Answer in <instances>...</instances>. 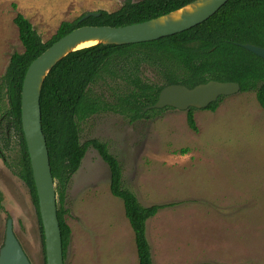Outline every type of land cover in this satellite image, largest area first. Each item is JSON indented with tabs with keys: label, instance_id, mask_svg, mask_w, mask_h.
<instances>
[{
	"label": "rangeland",
	"instance_id": "rangeland-1",
	"mask_svg": "<svg viewBox=\"0 0 264 264\" xmlns=\"http://www.w3.org/2000/svg\"><path fill=\"white\" fill-rule=\"evenodd\" d=\"M124 1L0 0V80L11 55L23 52L16 14L45 43L62 22L115 12ZM141 72L146 81L159 84L154 70ZM112 84L118 92L129 89L119 79L104 78L90 87L91 96L112 104ZM193 115L197 133L189 130L186 112L174 109L134 123L100 112L79 123V143H104L120 164L124 186L143 207L176 204L147 222L153 264H264V112L254 93H238L224 97L215 112L195 110ZM181 149L188 153L178 155ZM3 152L0 247L10 218L32 264H43L36 211L16 174L15 138ZM63 207L71 230L64 264H137L123 204L111 195L108 167L91 147L66 187ZM157 224L165 227L160 238Z\"/></svg>",
	"mask_w": 264,
	"mask_h": 264
},
{
	"label": "trees",
	"instance_id": "trees-1",
	"mask_svg": "<svg viewBox=\"0 0 264 264\" xmlns=\"http://www.w3.org/2000/svg\"><path fill=\"white\" fill-rule=\"evenodd\" d=\"M195 0H125L115 12L99 11L97 18H80L62 22L47 42H42L31 23L16 14L13 23L18 30L22 53H13L0 82V157L8 150L11 139L18 146L16 174L28 190L35 208L44 249L43 230L38 211V199L32 178L29 156L21 126V89L29 65L53 43L75 29L84 26L125 27L143 23L173 11ZM250 44L264 48V0H230L204 23L177 35L157 41L124 45L94 46L69 54L57 63L45 79L40 109L42 130L49 154L52 177L57 195V217L61 231L63 257L70 241L71 230L64 221L66 187L78 171L87 150L93 148L109 170V190L121 200L124 215L133 232L137 264H153L147 240V222L159 211L176 204L143 207L134 192L122 181L118 160L107 146L97 140L79 143V123L100 112H113L129 119L130 123L156 118L172 108L150 110L160 91L169 85L192 89L210 81L232 82L240 93H254L264 112V60L245 50ZM149 67L158 76L159 84L143 78L142 70ZM107 78L119 79L128 86L118 92L116 84L113 102L92 97L90 87ZM223 98L205 110L215 112ZM146 110V111H145ZM186 111V124L194 133L198 129L193 112ZM188 149H181L184 156ZM3 194L0 190V211ZM45 264V257H44Z\"/></svg>",
	"mask_w": 264,
	"mask_h": 264
},
{
	"label": "water",
	"instance_id": "water-1",
	"mask_svg": "<svg viewBox=\"0 0 264 264\" xmlns=\"http://www.w3.org/2000/svg\"><path fill=\"white\" fill-rule=\"evenodd\" d=\"M230 0H195L167 15L125 27L84 26L53 43L28 67L21 89V126L29 156L38 199V211L44 237L45 264H64L61 231L57 217V195L52 177L46 140L42 130L40 95L43 83L53 67L69 54L94 46H124L157 41L188 31L211 18ZM87 13L81 19L97 18ZM242 47L264 60V48L250 44ZM240 93L237 83L210 81L192 89L182 85L164 87L150 110L172 108L186 112L205 110L219 98ZM0 264H31L6 221L0 249Z\"/></svg>",
	"mask_w": 264,
	"mask_h": 264
},
{
	"label": "flooded vegetation",
	"instance_id": "flooded-vegetation-1",
	"mask_svg": "<svg viewBox=\"0 0 264 264\" xmlns=\"http://www.w3.org/2000/svg\"><path fill=\"white\" fill-rule=\"evenodd\" d=\"M146 111V110H145ZM10 219V218H9ZM8 220V219H7ZM6 227V226H5ZM15 235V234H14ZM4 237H5V233H4ZM15 237H16V235H15ZM16 239H17V237H16ZM18 240V239H17ZM4 242V241H3ZM19 242V241H18ZM20 243V242H19ZM21 245V244H20ZM3 246V245H2ZM1 246V247H2ZM1 247H0V249H1ZM22 247V246H21ZM22 249H23V247H22ZM23 251H24V253L26 254V256H27V258L29 259V261H30V263L32 264L33 262H32V259L27 255V253L25 252V250L23 249ZM42 255H43V258H42V263L44 264V249H43V246H42Z\"/></svg>",
	"mask_w": 264,
	"mask_h": 264
},
{
	"label": "crops",
	"instance_id": "crops-1",
	"mask_svg": "<svg viewBox=\"0 0 264 264\" xmlns=\"http://www.w3.org/2000/svg\"><path fill=\"white\" fill-rule=\"evenodd\" d=\"M181 156V155H180ZM185 156V155H184ZM149 222V221H148ZM158 225V227L157 228H162V233H161V236H159V238L160 237H162V234H164V230H165V227L163 226V225H159V224H157ZM147 228H148V225H147Z\"/></svg>",
	"mask_w": 264,
	"mask_h": 264
}]
</instances>
